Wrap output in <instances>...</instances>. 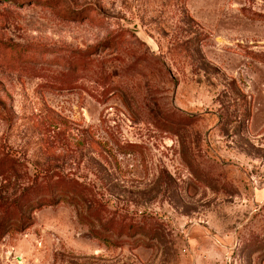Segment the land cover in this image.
<instances>
[{
	"label": "rangeland",
	"instance_id": "rangeland-1",
	"mask_svg": "<svg viewBox=\"0 0 264 264\" xmlns=\"http://www.w3.org/2000/svg\"><path fill=\"white\" fill-rule=\"evenodd\" d=\"M0 264H264V0H0Z\"/></svg>",
	"mask_w": 264,
	"mask_h": 264
}]
</instances>
